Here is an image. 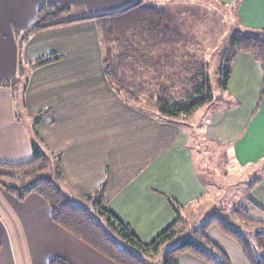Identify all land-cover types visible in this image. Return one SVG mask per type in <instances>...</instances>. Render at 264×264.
Segmentation results:
<instances>
[{"label": "crops", "instance_id": "1", "mask_svg": "<svg viewBox=\"0 0 264 264\" xmlns=\"http://www.w3.org/2000/svg\"><path fill=\"white\" fill-rule=\"evenodd\" d=\"M134 1L0 0V162L31 158V122L41 113L34 130L45 151L59 156L56 185L72 201L87 205L86 196L105 182L108 210L150 242L176 219L168 201L185 211L207 191L194 165L193 128L124 103L104 77L90 18ZM184 1L198 0H142L164 9L174 24L172 6H186ZM212 1L232 12L230 32L264 33V0ZM61 4L71 6L66 19L72 22L27 33L42 5ZM49 54L59 59L31 66ZM18 64L24 71L21 82L15 76ZM230 70L219 97L223 105L209 110L197 130L203 140L225 149L237 167H252L264 161V73L245 51L236 53ZM12 81L13 86L4 85ZM245 198L246 212L264 221V177ZM179 223L175 227L181 230ZM206 237L230 264H249L238 244L217 227H209ZM54 256L70 264H115L55 224L41 196L30 193L19 200L0 186V264H48ZM175 260L207 264L188 253Z\"/></svg>", "mask_w": 264, "mask_h": 264}, {"label": "trees", "instance_id": "2", "mask_svg": "<svg viewBox=\"0 0 264 264\" xmlns=\"http://www.w3.org/2000/svg\"><path fill=\"white\" fill-rule=\"evenodd\" d=\"M71 11L67 4L42 5L27 33L70 23L72 20L66 18ZM90 19L98 33L104 77L124 103L162 120L182 123L186 116L214 101L207 65L199 58L197 44L170 24L164 9L139 0L127 8ZM238 51L250 52L264 73V33L235 29L217 68L221 92L226 91L230 66ZM57 59V55L49 54L31 66L39 67ZM8 83L4 85L15 84ZM23 115L17 113L19 119ZM40 118L38 113L31 122L34 137L31 158L21 163L0 162V186L19 200L30 193L41 196L55 224L105 258L115 264H147V258L159 255L160 264H178L176 256L188 253L207 264H230L224 251L206 237L208 228L215 226L238 244L249 264H264V223L253 221L241 208L231 212L234 217L263 226L256 230L252 243L232 224L229 216L219 214L220 208L194 223L191 231L182 233L175 225L183 217V206L173 200L168 202L175 221L150 242H143L128 223L108 210L104 200L105 182L86 196L88 207L73 202L54 181L60 175L59 156L46 152L38 142L34 126ZM48 264L70 263L54 256Z\"/></svg>", "mask_w": 264, "mask_h": 264}, {"label": "rangeland", "instance_id": "3", "mask_svg": "<svg viewBox=\"0 0 264 264\" xmlns=\"http://www.w3.org/2000/svg\"><path fill=\"white\" fill-rule=\"evenodd\" d=\"M136 2L137 0L134 1V3ZM184 3L186 2L184 1ZM172 10V15L176 16L173 21L176 23H172L169 17L168 20L183 36L197 44L200 50L199 58L201 56L207 65L206 71L209 73L212 95L215 96L211 104L203 105L182 121L185 126L193 128L191 131L195 155L194 165L200 177L205 180L207 192L204 198L195 202L188 210L183 211V217L179 223L180 231L182 233L191 231V226L194 223L203 221L213 209L220 208L219 214L229 216L232 224L252 243L256 230L263 226L241 222L231 212L236 208H241L243 213L253 221L264 223L262 220L252 218L242 207L246 200L245 196L249 191L254 190L264 177V161L254 164L252 167L239 168L225 149L203 140L201 134L198 133L200 131L197 130V126L202 123L203 117L209 110L223 105L219 98L222 94L217 83V68L227 40L232 33L230 32L233 25L231 22L232 12L218 7L212 0H198L194 4L186 3V6L177 3L172 6ZM18 67L15 76L21 82L24 71L19 64ZM89 205L87 204V207ZM91 213L94 214V212ZM147 259V264H160L161 256L157 255Z\"/></svg>", "mask_w": 264, "mask_h": 264}]
</instances>
